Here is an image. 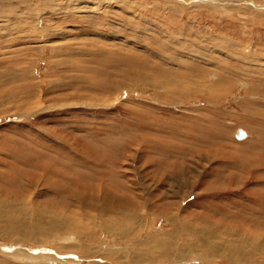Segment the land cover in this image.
I'll use <instances>...</instances> for the list:
<instances>
[{"label":"rangeland","instance_id":"rangeland-1","mask_svg":"<svg viewBox=\"0 0 264 264\" xmlns=\"http://www.w3.org/2000/svg\"><path fill=\"white\" fill-rule=\"evenodd\" d=\"M0 212V264L263 253L264 0H0Z\"/></svg>","mask_w":264,"mask_h":264},{"label":"bare ground","instance_id":"bare-ground-1","mask_svg":"<svg viewBox=\"0 0 264 264\" xmlns=\"http://www.w3.org/2000/svg\"><path fill=\"white\" fill-rule=\"evenodd\" d=\"M241 131H243L244 132V130L243 129H240ZM244 137H246V134H245V132H244V136L242 137V138H236L237 140H242ZM56 185H54L53 187H55ZM17 190V189H16ZM69 190V189H68ZM102 190V189H101ZM100 190V191H101ZM71 191V190H70ZM74 192V191H73ZM94 193V192H93ZM92 194V193H91ZM71 195V194H70ZM11 197V196H10ZM14 203V202H13ZM11 206V205H10ZM2 208V207H1ZM3 210V209H2ZM114 210V209H113ZM4 211H6V210H4ZM1 214H2V212H0ZM7 213V212H6ZM11 213V212H10ZM9 213V214H10ZM2 215H4V214H2ZM25 215V214H24ZM6 216V215H5ZM22 216V215H21ZM20 216V218L21 219H23L24 217H21ZM3 217V216H2ZM18 217V216H17ZM6 218V217H5ZM19 218V217H18ZM2 219V218H1ZM3 219H4V217H3ZM13 219V218H12ZM27 219V218H26ZM39 219V217H37L35 220L34 219H32V221L34 220V221H36V222H39L40 220H38ZM16 220V219H15ZM48 220V219H47ZM51 220V219H50ZM8 221V220H7ZM12 221V220H11ZM2 222V221H1ZM9 222H10V220H9ZM35 222V223H36ZM22 223H24L23 221H22ZM30 223V222H29ZM28 224V223H27ZM64 224V223H63ZM1 226H0V230H2V232H3V230H5L3 227H5V228H7V232L8 231H13V233H18V234H20V235H22L24 238H28L29 237V231L28 230H26V231H24V229H23V227H25L24 225H22V224H20V222L18 221L17 222V220L16 221H14V219H13V222H11V223H9L8 224V222H4L3 221V223L2 224H0ZM22 226V227H21ZM31 226V225H30ZM33 226V225H32ZM31 226V227H32ZM39 226V225H38ZM111 226V225H110ZM27 227H29V226H27ZM53 227H57V226H53ZM62 227V226H61ZM58 228V227H57ZM59 229V228H58ZM1 232V231H0ZM208 233V232H207ZM33 234V233H32ZM1 235H3V236H5L6 238H9L8 237V235H6V234H2L1 233ZM11 235V234H10ZM14 236V235H13ZM66 236V235H65ZM11 237V236H10ZM17 237V236H16ZM72 237V236H71ZM15 238V237H14ZM70 237H65V239L66 240H68ZM153 238V237H152ZM10 239V238H9ZM225 239V238H224ZM229 240H231V239H229ZM200 241L202 242V244L205 246V240H202V239H200ZM241 241V240H240ZM207 242H208V240H207ZM243 242V241H242ZM199 243V242H198ZM230 243H231V241H230ZM246 243V242H245ZM158 244V243H157ZM224 244V243H223ZM234 244H235V242H234ZM237 244V243H236ZM238 244H240V243H238ZM195 245V244H194ZM203 245H202V247H203ZM206 245L209 247L208 248V251L207 252H209V253H211V251L212 250H214V248H220V245H217V243H206ZM214 245L216 246V247H214ZM229 245V244H228ZM232 245V244H231ZM243 245V244H242ZM3 246V245H2ZM235 246V245H234ZM237 246V245H236ZM239 246H241V245H239ZM196 247V246H195ZM194 247V248H195ZM159 248V247H158ZM181 248V247H180ZM183 248H185V247H183ZM197 248V247H196ZM200 248H201V246H200ZM205 248V247H204ZM222 248H223V246H222ZM221 248V251L223 252V254H224V248L222 249ZM230 248H232V247H228V248H225V252H226V254H227V257H228V259L230 260V263L231 264H264L262 261H264V252L263 253H259V255H256L255 253H254V251H251L250 253L251 254H248V256H245V253H241V248L239 249V250H237V251H231L230 250ZM237 248H239V247H237ZM254 248V247H253ZM252 248V249H253ZM198 250H199V248H198ZM201 250V249H200ZM207 250V249H206ZM219 250V249H218ZM233 250H235L234 248H233ZM217 251V250H216ZM220 251V252H221ZM230 253H229V252ZM256 251H258V250H256ZM213 252V251H212ZM221 252V253H222ZM228 252V253H227ZM243 252V251H242ZM258 252H260V251H258ZM11 254H13V253H10V255ZM208 254V253H207ZM173 255H177V259H179V258H182L183 257V255L180 253L179 254V252L178 253H175V254H171L170 253V250H168V249H166L165 250V247H164V250L163 251H160V252H158L157 253V256L159 257V258H162V259H158V260H160V261H170V263H171V261H175L174 260V256ZM23 256V255H22ZM151 256V255H150ZM156 257V256H155ZM48 259V258H47ZM262 260V261H261ZM160 261H155V262H152L153 264L154 263H156V262H159L160 263ZM179 262V261H178ZM162 263V262H161ZM166 263V262H165Z\"/></svg>","mask_w":264,"mask_h":264},{"label":"water","instance_id":"water-1","mask_svg":"<svg viewBox=\"0 0 264 264\" xmlns=\"http://www.w3.org/2000/svg\"><path fill=\"white\" fill-rule=\"evenodd\" d=\"M244 136V132L241 131L240 129H237L235 132V137L236 138H242Z\"/></svg>","mask_w":264,"mask_h":264}]
</instances>
